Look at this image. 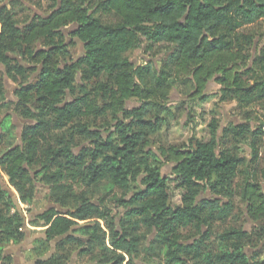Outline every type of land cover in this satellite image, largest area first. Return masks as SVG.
<instances>
[{
	"label": "trees",
	"instance_id": "obj_1",
	"mask_svg": "<svg viewBox=\"0 0 264 264\" xmlns=\"http://www.w3.org/2000/svg\"><path fill=\"white\" fill-rule=\"evenodd\" d=\"M25 3H0V100L8 79L14 114L26 121L21 143L0 154V264H13L5 246L26 240L5 185L22 204L41 185L53 204L29 222L44 228L35 264H139L142 230L156 236L146 251L164 264H264V47L254 54L248 30L264 23V0H62L46 16ZM112 15L116 25L103 22ZM75 39L84 46L77 59ZM159 55L158 69L147 58ZM178 82L186 100L168 104ZM211 101L206 136L159 139L182 115L195 123ZM229 101L242 120L222 127L219 105ZM100 189L106 195L93 200ZM115 189L121 195L107 200ZM238 205L250 230L229 225Z\"/></svg>",
	"mask_w": 264,
	"mask_h": 264
},
{
	"label": "rangeland",
	"instance_id": "obj_2",
	"mask_svg": "<svg viewBox=\"0 0 264 264\" xmlns=\"http://www.w3.org/2000/svg\"><path fill=\"white\" fill-rule=\"evenodd\" d=\"M56 1L60 2V5H62V0H26L25 4L28 6V8L31 10L32 13H35V14H38L41 16H46V15H49L53 11V9H55ZM6 2H7V0H0V3H6ZM101 18H102L103 22L106 24L116 25L119 22V20L113 15L112 16H102ZM73 29H74V26H71L67 31H65V33L67 34V37H68L67 40L69 42L72 41L71 37L69 35V32L72 31ZM248 30L253 32L256 35V40H255L256 45L254 46L255 50L253 51L254 54H256V52L258 50H260V49H262V47H264V36H262L264 34V23L262 22V23H259L255 26H253V27H248ZM74 41L76 43V46L72 47L71 51H72L73 58L77 59L78 57H80L83 54L84 46L78 40L75 39ZM129 56H130V58L133 59V62L135 64L143 65V63H142L143 62L142 60H144L143 57H140V56L138 57V54L129 55ZM162 58H163V56L159 55V56L147 58V59H149V60L151 59V61L155 62L156 66L159 69L160 67H162V63L160 62V60ZM78 80H79V82L81 81L80 76L78 77ZM5 81H6L7 86H8L6 89V95L8 97V100H7V97H6V100H3V101L0 100V106L5 105V104H10V105L7 108H1L0 109V118H2V116L7 114V113L9 115H13V122L15 123V125L19 126V124H21L20 119L14 114L13 104L17 100H16L14 92L11 88L12 82H10L8 79H6ZM95 85H96L95 83H93V84L91 83L88 86H89V88H92ZM218 90H219V86L216 83H214L213 81H211L208 84V88H207L206 92L211 93V94H215L216 92H218ZM186 91L187 90L183 91V87L179 82L176 83L174 90H172L170 92V102L168 104L176 105V104H180L183 101H185L186 96H185L184 92H186ZM215 101H211L208 104H205L203 107L197 108V113H200V115L195 116V120H196L195 123L189 124L188 116L186 114L180 116L179 122H178V120L176 122H173L169 126L168 130H165L162 138L160 137L159 139L163 142H166V143L182 144L184 141H187L194 134H197L198 137L206 136L207 135V125L211 121V118H212L211 111L214 109V102ZM136 106H138V101L132 100V101L127 102L126 108L127 109H133ZM218 110H219L220 115H221L222 127H224L225 125H228L229 123H239V121L242 120V114L237 109V103L235 101H229V102L220 104ZM7 119H9V118H7ZM4 125H7V123ZM15 125L11 126L10 132H7L5 135H2V136H4V142H3V144L0 145V154H3L4 152L9 150L10 148H13V147H15L21 143V140H19L20 138L17 136ZM19 134H20V130L18 131V135ZM233 145H235V144L233 143ZM244 149L245 148L243 147V150ZM244 154H245L244 152L241 153V155H244ZM246 155H248V153ZM172 167L173 166L171 164L166 165L162 170L163 175L166 176V175L171 174ZM262 168L264 169V163H263ZM34 172L35 171H32V173H34ZM5 188H7L11 192L13 197H15V192H13V190H11L9 187H7V185H5ZM102 195H106V192H104L103 189H100L95 194V197L93 200L99 199ZM120 195H121V192L119 190L115 189V190L111 191L110 193H108L106 198H107V200H110L114 196L119 197ZM17 197L19 199L18 195H17ZM23 205H26V207H27V209H25L26 213L24 214L25 227H27V225L30 222V221L28 222V220L30 219L31 213L33 215L32 217H34V216H37L36 215L37 213L39 215L40 213H43L46 210H48L47 209L48 207H53V204L48 199V192H47L46 188L42 187L41 185L37 186V197H36V199L31 204H23ZM17 206H18V204H17ZM241 210H242L241 205L236 206L235 214L232 216L231 220L229 221V225L234 226L235 222L238 221L239 223H243V226L246 229L250 230L253 227L251 223L242 222V221H239V219H238V216L240 215ZM218 227L221 229L224 228L222 225H219ZM35 228L36 229L28 228L27 230H25L26 235L29 233V237L31 235L33 238L32 248L29 251V255L25 259V264H35V262L37 260V257L33 253V249L38 248L37 243H35V241L43 238V229L44 228H42V227H35ZM140 235L143 237V239H142L141 248H140L141 253H140V256H139L137 262L139 264H141V263H143V264H145V263L164 264L163 255H156L153 252H147L146 251L150 240L152 242L156 238V236L152 235L150 233H146L144 230H142ZM30 241H31V237H30ZM60 241H61V239H56V240L52 241L47 246V249L45 250L43 255H45V257H46V256H51L53 254H56ZM27 243H29V241H27ZM13 245L15 246V245H19V244H9L8 246L4 247V251L6 249H8L9 247H12ZM98 251H96V252L98 253ZM68 264H95V263H92L89 258L80 259L78 261L76 259V256H73Z\"/></svg>",
	"mask_w": 264,
	"mask_h": 264
},
{
	"label": "crops",
	"instance_id": "obj_3",
	"mask_svg": "<svg viewBox=\"0 0 264 264\" xmlns=\"http://www.w3.org/2000/svg\"><path fill=\"white\" fill-rule=\"evenodd\" d=\"M0 72H4V69L3 68H0ZM5 86H6V89H7L8 86H7L6 81H5ZM11 86H12L11 88H12V90L14 92V90H15L16 87H15V85L13 83H12ZM5 97H7V95ZM7 100H8V97H7ZM6 115H8V113L5 114V115H3L2 118H0V134L1 133L2 134H6L7 132H10L11 126H14L15 125V123L13 122V118L11 117L10 118V121L5 122V124L7 123V125H3V130L1 129V124L3 123V120L6 117ZM15 129H16L17 136H18V131L20 130V128L17 125H15ZM11 196H13V195L11 194ZM15 200L17 202L16 204H18L17 208L19 209V211L21 212V214L24 216V214L26 213V210L25 209H27L26 205H23L20 202V200L18 199L16 193H15ZM49 208H51V207H48L47 209H49ZM14 211L15 210L13 209L12 212L14 213ZM36 215H38V213ZM32 216L33 215L31 213L30 214V219L32 218ZM30 219L28 220V222L30 221ZM27 227L30 228V229H36L35 227L30 226V224H28ZM27 227H25L24 230H27L28 229ZM30 237H31V241H30ZM30 237H29V233H28L26 235L25 242H23L22 244H19V245H15V246L13 245L12 247H9L8 249H6L4 251V255L9 256V257L12 258L13 264H25V259L29 255V251L32 248L33 238H32L31 235H30ZM27 241H29V243H27Z\"/></svg>",
	"mask_w": 264,
	"mask_h": 264
},
{
	"label": "water",
	"instance_id": "obj_4",
	"mask_svg": "<svg viewBox=\"0 0 264 264\" xmlns=\"http://www.w3.org/2000/svg\"><path fill=\"white\" fill-rule=\"evenodd\" d=\"M21 63H22V62H21ZM12 118H13V116H12ZM20 122H21V124H19L18 127L20 128V134H21V129H22L23 125L26 123V121L20 120ZM20 134H19L18 136H20ZM58 210L64 212V210L61 209L60 207H58Z\"/></svg>",
	"mask_w": 264,
	"mask_h": 264
}]
</instances>
